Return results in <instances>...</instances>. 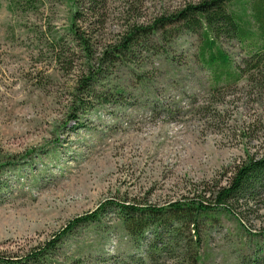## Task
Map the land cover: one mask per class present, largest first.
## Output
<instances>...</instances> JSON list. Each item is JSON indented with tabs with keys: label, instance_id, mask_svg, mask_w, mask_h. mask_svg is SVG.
Returning a JSON list of instances; mask_svg holds the SVG:
<instances>
[{
	"label": "rangeland",
	"instance_id": "obj_1",
	"mask_svg": "<svg viewBox=\"0 0 264 264\" xmlns=\"http://www.w3.org/2000/svg\"><path fill=\"white\" fill-rule=\"evenodd\" d=\"M201 1L82 5L74 26L85 48L70 30L72 0H0V157L32 153L2 178L0 259L39 251L106 201L211 199L233 167L264 156V71L214 90L201 35L170 21ZM133 29L137 42L112 52ZM218 45L236 65L249 55L236 39ZM196 228L148 263L182 264L186 252L196 264H264V195L213 210ZM148 254L108 213L63 237L46 264H136Z\"/></svg>",
	"mask_w": 264,
	"mask_h": 264
},
{
	"label": "trees",
	"instance_id": "obj_2",
	"mask_svg": "<svg viewBox=\"0 0 264 264\" xmlns=\"http://www.w3.org/2000/svg\"><path fill=\"white\" fill-rule=\"evenodd\" d=\"M106 0H72L76 12L72 17L70 30L76 40H80L86 48L88 40L80 35L74 26L79 19L77 12L80 6L92 9L94 6L105 4ZM170 19L172 23H180L183 29L200 34L202 44L199 48V58L208 70L216 86L221 82L235 85L246 76L260 74L264 71V0H203L195 5H187ZM167 20H162V22ZM140 29H133L118 47L112 52L122 54L137 42ZM226 36L236 39L249 54L241 65L235 62L218 45V40ZM107 53H105L106 55ZM91 77L83 81L82 90L85 97H93L91 92ZM83 101V100H82ZM86 102V100H85ZM32 153L27 157H0V189L3 188V175L26 165ZM9 173V172H8ZM264 195V156L248 157L231 170V175L224 186L216 187L212 198L205 195L193 194L171 202L167 206L153 207L146 203L124 201H106L95 211L82 217L75 218L65 229L48 241L44 248L31 252L21 259H0V264H46L54 252L57 243L78 227L95 224L108 213H113L122 225L124 233L134 241H145L149 254L145 259H138L136 264H149L153 256L161 253L170 254L173 245L179 241L182 229L197 233L198 220L207 218L210 212L222 208L231 211L233 205L242 202H253ZM196 234L193 238L196 239ZM264 236V233H263ZM192 245L199 247V240H192ZM181 258L182 264H196L197 259L190 256Z\"/></svg>",
	"mask_w": 264,
	"mask_h": 264
}]
</instances>
